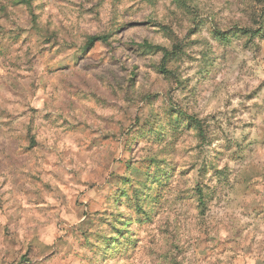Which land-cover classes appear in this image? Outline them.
Segmentation results:
<instances>
[{
    "label": "clouds",
    "instance_id": "obj_1",
    "mask_svg": "<svg viewBox=\"0 0 264 264\" xmlns=\"http://www.w3.org/2000/svg\"><path fill=\"white\" fill-rule=\"evenodd\" d=\"M0 264H264V0H0Z\"/></svg>",
    "mask_w": 264,
    "mask_h": 264
}]
</instances>
